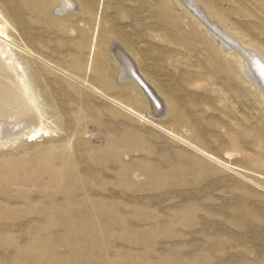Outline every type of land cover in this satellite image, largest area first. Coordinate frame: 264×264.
<instances>
[{"label":"rangeland","instance_id":"1","mask_svg":"<svg viewBox=\"0 0 264 264\" xmlns=\"http://www.w3.org/2000/svg\"><path fill=\"white\" fill-rule=\"evenodd\" d=\"M69 1L0 0L16 42L63 73L32 80L53 137L0 142V264H264L259 91L172 3ZM198 1L264 50V0Z\"/></svg>","mask_w":264,"mask_h":264},{"label":"bare ground","instance_id":"2","mask_svg":"<svg viewBox=\"0 0 264 264\" xmlns=\"http://www.w3.org/2000/svg\"><path fill=\"white\" fill-rule=\"evenodd\" d=\"M161 1L169 5L172 3L173 7L186 15L184 17L188 18L190 25H194L200 30V35L206 37L209 44L216 46L218 55L227 61H233L234 66L247 78L250 86L259 91L257 92L264 103L263 95H261V93L264 94L263 49L256 48L236 37L220 21L211 16L198 0ZM72 7L73 4L69 0H60V4L56 5V12L59 16L68 14ZM117 58L116 78L119 80V84H123L132 92V99L135 103H144L146 107L149 105L152 109V114L149 113L148 116L138 114L139 117L157 122L155 113L160 109V101L157 100L128 59L122 55ZM38 73L43 79H46L47 75L57 77L59 74H63L18 44L0 21V142L7 135L20 132L22 125L25 130L22 136H26V142L29 144H37L53 137L49 129L41 123L42 114L37 107V99L33 91L32 80L34 74ZM61 80L70 89L76 90L68 79ZM135 90L139 92V95L136 93V97L133 93ZM128 113L133 115L132 112Z\"/></svg>","mask_w":264,"mask_h":264}]
</instances>
